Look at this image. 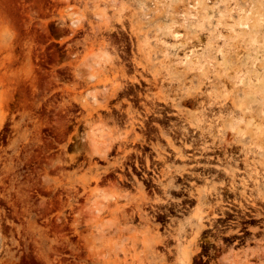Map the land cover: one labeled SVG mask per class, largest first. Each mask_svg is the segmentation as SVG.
<instances>
[{
    "label": "rangeland",
    "instance_id": "obj_1",
    "mask_svg": "<svg viewBox=\"0 0 264 264\" xmlns=\"http://www.w3.org/2000/svg\"><path fill=\"white\" fill-rule=\"evenodd\" d=\"M0 264H264V0H0Z\"/></svg>",
    "mask_w": 264,
    "mask_h": 264
},
{
    "label": "bare ground",
    "instance_id": "obj_2",
    "mask_svg": "<svg viewBox=\"0 0 264 264\" xmlns=\"http://www.w3.org/2000/svg\"><path fill=\"white\" fill-rule=\"evenodd\" d=\"M201 152H207V149L204 148V149H202ZM191 156H192V155H191ZM190 160H191V159H188V161H190ZM193 161L195 162V167H198V165H199V161L196 160V159H194V157H193ZM184 171L186 172V169H184ZM95 195H96V197H98V194H97V193H95ZM96 206L99 207V203H98V204L96 203Z\"/></svg>",
    "mask_w": 264,
    "mask_h": 264
}]
</instances>
